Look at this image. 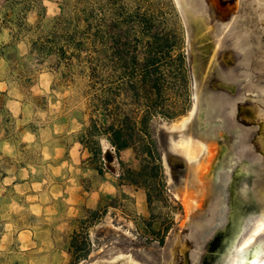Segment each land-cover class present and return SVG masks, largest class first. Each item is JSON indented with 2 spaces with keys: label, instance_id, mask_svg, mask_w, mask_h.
Masks as SVG:
<instances>
[{
  "label": "rangeland",
  "instance_id": "rangeland-1",
  "mask_svg": "<svg viewBox=\"0 0 264 264\" xmlns=\"http://www.w3.org/2000/svg\"><path fill=\"white\" fill-rule=\"evenodd\" d=\"M40 1L45 28L62 0ZM116 2L117 8L152 13L184 39L189 107L173 121L154 122L163 133L164 171L176 207L170 228L162 243L146 232L145 193L116 185L119 160L107 142L103 175L88 167L90 155L75 142L88 119L82 80L54 86L51 60L27 55L23 43L20 55L4 49L10 31L0 27V264H69L66 247L77 219L84 208L98 206L101 194L107 213L90 228L92 250L79 264L119 254L136 264H229L233 234L243 236L256 217L264 218V108L250 95L264 87V20L256 25L258 13L245 10L240 0ZM27 22L37 23L34 11ZM8 57L16 62L11 65ZM208 142L216 149L201 184L193 168ZM120 160L136 166L131 150L120 153ZM185 189H203L200 207L188 214L181 202ZM170 219L155 218L160 222L154 227ZM21 231L25 236L18 237ZM253 248L264 252V235Z\"/></svg>",
  "mask_w": 264,
  "mask_h": 264
},
{
  "label": "trees",
  "instance_id": "trees-1",
  "mask_svg": "<svg viewBox=\"0 0 264 264\" xmlns=\"http://www.w3.org/2000/svg\"><path fill=\"white\" fill-rule=\"evenodd\" d=\"M116 1L62 0L60 13L43 28L46 12L40 0H2L0 27L8 29L11 37L3 48H16L20 55L18 47L23 43L27 55L40 62L51 60L54 86L82 80L88 119L81 122L75 142L90 155L88 167L101 175L105 165L102 143L109 144L120 165L116 185L144 191L150 214L144 228L162 243L176 207L164 171L163 133L156 132L154 122L173 121L189 107L184 39L152 13L117 8ZM30 11L36 13L35 25L27 22ZM6 60L11 65L16 62L15 57ZM126 150L133 152L135 167L120 160ZM100 197L101 203L104 194ZM100 203L84 208V215L77 219L66 247L69 264H79L90 254L89 230L108 208ZM169 217L168 224L154 227Z\"/></svg>",
  "mask_w": 264,
  "mask_h": 264
},
{
  "label": "bare ground",
  "instance_id": "bare-ground-1",
  "mask_svg": "<svg viewBox=\"0 0 264 264\" xmlns=\"http://www.w3.org/2000/svg\"><path fill=\"white\" fill-rule=\"evenodd\" d=\"M252 2L255 4V7H257L260 10L261 15L264 16V0H252ZM256 92H259L262 95V99L264 100V87L257 89ZM203 148H204L203 155L201 159L195 163L193 168V178L196 182H199L201 184H203V180H206L209 177L211 160L214 157L213 152L216 149L215 142L205 143L203 145ZM242 187H243L242 191L244 192L245 195H247L248 194L247 185L244 184ZM202 194H203V189L200 194H196L188 189L184 190V192L182 193L181 202L187 214L196 211L200 207L202 203ZM239 220L240 219H238V221ZM263 235H264L263 217H256L252 221L249 231L246 232L243 236H241V232L239 230L237 231L236 234H233L231 238V242L236 243V248H235L236 250L234 255L231 256L229 264H264V252L260 251L258 248H253L252 250H249L256 243L257 239ZM120 256H124V255L119 254L114 256V258ZM130 259H132V257L127 256V262Z\"/></svg>",
  "mask_w": 264,
  "mask_h": 264
},
{
  "label": "water",
  "instance_id": "water-1",
  "mask_svg": "<svg viewBox=\"0 0 264 264\" xmlns=\"http://www.w3.org/2000/svg\"><path fill=\"white\" fill-rule=\"evenodd\" d=\"M240 5L242 7L246 6L245 10L249 9L250 11H253L254 13H258L256 17L254 18V20H257L256 25H259L260 24L259 22H262L264 20V16L261 15L260 10L257 7H255V4L251 2L250 0H240ZM251 27L252 26H250L249 28ZM258 58L259 57L256 56L255 60L257 61ZM250 95L256 98L258 104L260 106H263L264 108V100L262 99V95L259 92L252 91ZM127 256L128 255L120 256L116 258L111 256L109 258H102V259L94 260L91 264H136L132 259H130L127 262Z\"/></svg>",
  "mask_w": 264,
  "mask_h": 264
},
{
  "label": "crops",
  "instance_id": "crops-1",
  "mask_svg": "<svg viewBox=\"0 0 264 264\" xmlns=\"http://www.w3.org/2000/svg\"><path fill=\"white\" fill-rule=\"evenodd\" d=\"M21 236H25V234L23 233V231H21V232L18 233V237H21ZM0 250H1V247H0Z\"/></svg>",
  "mask_w": 264,
  "mask_h": 264
}]
</instances>
